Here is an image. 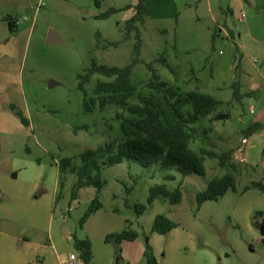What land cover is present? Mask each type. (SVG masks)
Returning <instances> with one entry per match:
<instances>
[{
  "label": "rangeland",
  "instance_id": "obj_1",
  "mask_svg": "<svg viewBox=\"0 0 264 264\" xmlns=\"http://www.w3.org/2000/svg\"><path fill=\"white\" fill-rule=\"evenodd\" d=\"M33 1L32 7L20 12L28 18L32 36L24 42L22 58L14 63L22 68L28 115L40 142L31 141L33 158L43 162L41 182L48 190L46 197H55V203L38 208L35 216L40 225L54 226L57 246L70 255L78 252L74 236L89 238L94 251L91 264H117L119 253L123 256L124 251H131L135 255L140 246L145 248L146 236H150L152 245L156 236L157 248L166 255L178 237L153 232L156 217L165 214L189 232L190 237L181 246L191 256L206 248L216 256V264H264V191L252 187L245 190L254 181L264 184V129L250 139L242 133L252 123L264 124V0H146L148 14L141 25L142 62L133 71L134 81L140 89H146L151 76L147 64L159 60L155 67L163 80L184 93L198 89L225 102L222 109L230 111L231 118L214 122L209 117L203 119L197 125L199 137L191 147L218 152L234 149L233 163L239 169L236 190L199 206L197 194L227 172L217 159L207 158L205 176L186 177L176 169L163 171L158 165L145 168L124 161L103 168V207L83 228L81 219L97 196V189L82 187L74 199L78 176L67 174L62 185L54 159L72 157L80 164L86 150L124 138L116 118L121 108L109 105L104 111H85L78 75L94 59L119 67L133 62L136 38L134 33L128 38L126 32L132 9L105 19L95 16L112 7L135 5L137 0ZM7 14L14 13L9 10ZM50 30L55 31L61 43H47ZM99 34L103 39L97 47ZM21 39L26 41L21 37L17 43ZM106 41L119 44L110 46ZM163 57L174 71L160 62ZM98 80L110 79L95 75L88 84L90 94ZM236 81L239 97L234 96ZM43 146L45 149H41ZM25 152H21L23 157ZM166 174L175 175L176 179L167 180ZM181 182L183 199L179 204L172 205L168 198L148 204L153 186L165 183L173 191ZM141 204L147 207L140 214L137 205ZM256 212L263 214L254 218ZM127 225L139 233L134 243L119 246L106 242L109 234L120 232ZM66 228L72 234L69 239Z\"/></svg>",
  "mask_w": 264,
  "mask_h": 264
},
{
  "label": "trees",
  "instance_id": "obj_2",
  "mask_svg": "<svg viewBox=\"0 0 264 264\" xmlns=\"http://www.w3.org/2000/svg\"><path fill=\"white\" fill-rule=\"evenodd\" d=\"M132 9L131 16L126 21L127 37L134 33L133 62L124 66H108L93 60L91 65L79 73V89L83 92V106L86 112L104 111L109 105H116L122 111L116 113L124 138L112 141L96 149H88L81 154V163L76 164L72 157L59 161L61 183L64 185L67 174L78 176L73 198L85 186H95L97 196L92 200L88 210L81 219L80 226L84 227L87 220L99 211L103 204L100 193L105 185L102 170L105 166H113L124 161L136 162L145 168L158 165L161 170L176 169L184 177L190 174L205 176L207 173L206 160L217 159L218 164L227 170L220 177L210 181L206 190L197 194L199 206L207 201H217L224 197L229 190H236L239 169L233 163L234 149L218 152L210 148L194 150L191 144L199 137L198 124L209 117L210 121H224L231 118L230 111L224 112L225 102L215 96L193 89L184 93L179 87L163 80L155 67L159 60L147 64L151 76L146 82V89H140L133 79V71L137 63L142 62V31L141 25L146 21L148 7L146 0H137L135 5H127L124 9L112 7L106 12L96 15L97 19L109 18L121 10ZM230 37L235 39L233 32ZM102 35H98L97 47L101 46ZM110 46H118V42L106 41ZM106 46V45H105ZM160 62L170 70L173 67L163 57ZM240 66L238 62L237 67ZM95 75H102L110 80H98L93 94L89 93L88 84ZM235 97H239V82L234 83ZM137 100L133 102L132 100ZM25 125H30L29 119L13 105ZM264 129V124L255 122L242 130L245 139L250 138ZM209 131L211 128L208 129ZM207 133V129H205ZM165 178L176 179L175 175L166 174ZM259 188L264 191V184L254 181L249 188ZM182 182L173 191L165 183L153 186L148 199L152 204L158 198H168L172 205L179 204L183 199ZM141 214L146 205H137ZM256 212L254 218L262 215ZM179 224L165 214L156 217L153 232L166 235ZM139 233L127 225L122 231L111 233L106 242L121 244L123 241H135ZM75 248L80 253L85 264H91L93 259V245L89 238L81 239L74 236ZM145 264H159L151 244L150 236H146ZM121 261L120 253L117 262Z\"/></svg>",
  "mask_w": 264,
  "mask_h": 264
},
{
  "label": "crops",
  "instance_id": "obj_3",
  "mask_svg": "<svg viewBox=\"0 0 264 264\" xmlns=\"http://www.w3.org/2000/svg\"><path fill=\"white\" fill-rule=\"evenodd\" d=\"M33 2L0 0V264H65L69 256L66 250L57 246L54 226L47 228L40 225L35 216L40 211L38 208H47L55 203V197H46L48 190L41 182L43 162L33 158L31 141L35 139L39 145L40 142L28 115L22 68L14 63V60L22 58V49L26 48L24 45L32 36L30 24L26 23L28 18L21 16L20 12L32 7ZM9 10L14 14L6 15ZM21 37H25L26 41L21 39L17 43ZM18 46H21L19 52ZM13 105L29 119L30 125L22 122ZM22 151H26L25 157L21 155ZM59 161L54 159L61 182ZM170 234L177 236L178 241L166 255L161 253V248H157V237L152 239L159 264H216V256L206 248L193 256L184 251L185 246L181 245L190 237L185 229L178 226ZM65 235L68 239L72 236L68 228ZM135 241H123L118 245ZM196 246L197 243L193 245L194 248ZM145 250L146 246H140L135 255L124 251L123 256L120 253L121 261L124 264H145Z\"/></svg>",
  "mask_w": 264,
  "mask_h": 264
},
{
  "label": "built area",
  "instance_id": "obj_4",
  "mask_svg": "<svg viewBox=\"0 0 264 264\" xmlns=\"http://www.w3.org/2000/svg\"><path fill=\"white\" fill-rule=\"evenodd\" d=\"M65 264H83V259L78 252H71Z\"/></svg>",
  "mask_w": 264,
  "mask_h": 264
},
{
  "label": "water",
  "instance_id": "obj_5",
  "mask_svg": "<svg viewBox=\"0 0 264 264\" xmlns=\"http://www.w3.org/2000/svg\"><path fill=\"white\" fill-rule=\"evenodd\" d=\"M62 40L60 37L55 33L54 30H50V33L47 37V43L49 44H56V43H61ZM53 85V81L50 83V86ZM264 231V228L262 229Z\"/></svg>",
  "mask_w": 264,
  "mask_h": 264
}]
</instances>
